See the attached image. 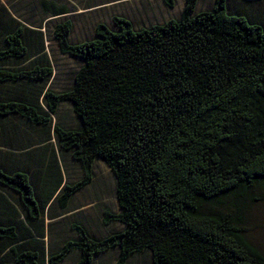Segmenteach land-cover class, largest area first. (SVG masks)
<instances>
[{"label":"trees","instance_id":"trees-1","mask_svg":"<svg viewBox=\"0 0 264 264\" xmlns=\"http://www.w3.org/2000/svg\"><path fill=\"white\" fill-rule=\"evenodd\" d=\"M1 1L0 140L8 161L23 150L30 166L0 164V264H95L114 252L115 264L146 254L151 264H264L245 205L264 203V0H215L199 13V0H184L178 19L136 30L115 18L116 30L98 25L78 44L65 21L54 39L79 68L58 94L45 33ZM71 163L83 178L67 185ZM100 164L119 208L102 211L103 226L123 229L96 239L67 222L77 239L47 247Z\"/></svg>","mask_w":264,"mask_h":264},{"label":"rangeland","instance_id":"rangeland-1","mask_svg":"<svg viewBox=\"0 0 264 264\" xmlns=\"http://www.w3.org/2000/svg\"><path fill=\"white\" fill-rule=\"evenodd\" d=\"M1 2L22 24L45 33L46 57H49L54 68L49 87L56 94L70 88L74 73L79 68L77 60L60 53L54 39L57 26L65 21H70L73 25L70 36L71 43L78 44L92 40L98 25H105L111 30H116L115 18L128 20L137 30L142 27L163 25L169 20L178 19L184 8V0H176L173 9H169L164 0H2ZM47 2L64 4L68 13L52 17L44 10L47 7L45 6ZM213 3L215 0H199L194 13L210 9ZM1 31L2 29H0V46L1 43L4 46L5 39ZM61 113L65 114L67 119H72L66 106H61ZM57 122L59 123L58 120ZM63 124L70 123L64 121ZM22 127L23 130L29 132L25 126ZM24 158L26 156H23ZM70 165L72 167L67 171L68 174L64 171L67 185L76 184L83 178L80 168L74 163ZM114 187L112 174L104 165L100 164L98 168L94 169V179L90 186L79 192L70 201L68 210L75 211L68 214L67 221L54 227L53 235L57 237V247H62L70 239H77V234L70 229V226L63 231L62 224L67 222L80 227L86 235L96 239H104L109 234L123 229L117 224L103 226V210L108 209L114 214L119 212ZM245 205L249 209L247 216L250 242L264 251V203L247 200ZM116 256V252L102 256L95 264H115ZM62 264H68V262ZM128 264H151V259L148 254L143 257L140 255Z\"/></svg>","mask_w":264,"mask_h":264},{"label":"crops","instance_id":"crops-1","mask_svg":"<svg viewBox=\"0 0 264 264\" xmlns=\"http://www.w3.org/2000/svg\"><path fill=\"white\" fill-rule=\"evenodd\" d=\"M10 150H11V148L9 146H7L6 144H4L2 142V139H1L0 140V164L6 165L7 167H10L12 170H16L17 167L30 166V162L27 160V157L23 159V150L14 152L13 156L11 157L12 158L11 161H8L7 157H8ZM2 160H4V161H2ZM34 167H35V165L33 164L31 168H34ZM64 179H65V177H64ZM51 221L52 220L47 219V223L48 222L50 223ZM54 236L56 237V235H54ZM51 243H52V245L56 244V242L48 234L46 236V246L49 247Z\"/></svg>","mask_w":264,"mask_h":264}]
</instances>
